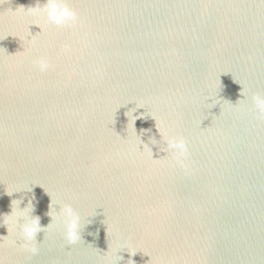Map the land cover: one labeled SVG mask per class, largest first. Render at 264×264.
Wrapping results in <instances>:
<instances>
[{
    "label": "water",
    "instance_id": "95a60500",
    "mask_svg": "<svg viewBox=\"0 0 264 264\" xmlns=\"http://www.w3.org/2000/svg\"><path fill=\"white\" fill-rule=\"evenodd\" d=\"M62 2L0 0V217L69 204L81 239L0 222V264H264V0Z\"/></svg>",
    "mask_w": 264,
    "mask_h": 264
},
{
    "label": "clouds",
    "instance_id": "9594fccd",
    "mask_svg": "<svg viewBox=\"0 0 264 264\" xmlns=\"http://www.w3.org/2000/svg\"><path fill=\"white\" fill-rule=\"evenodd\" d=\"M32 9L33 15H44L46 16L48 23L54 24L56 26L71 24L77 19L75 12L72 11L66 4H64L62 0H47V3L44 4V7L42 9H36V7ZM32 25L38 26L43 31V27L39 23H34ZM34 64H36L41 71H46L49 67L47 61H45L44 59L34 61ZM254 101L259 115L264 116V97L256 96L254 97ZM158 131L160 136L162 137V140L167 144L166 148L174 154L177 162H181L180 158L185 156L187 153L185 142L174 137L165 139V133L160 129H158ZM153 138L155 142L151 143V145L155 146L158 142L155 137ZM141 143L139 145L140 151ZM145 148L153 153L152 148L149 147L148 144L143 145V151L145 150ZM21 203L22 201L20 200H13L11 214L0 217V222H2L3 225L7 226L8 235L10 223L13 224L19 232V240L11 241V246H18L22 251H27L35 254L37 249L33 246V242L36 241L37 234L42 232L44 229L49 228L54 219H58L64 224L66 230L65 239L67 240L69 245H74L81 239L80 217L74 211L71 205L65 204L61 206V211L59 213H57L55 209L56 215L54 217L51 200V210L48 212V215L51 217V223L46 228H42L40 217L32 215V213L34 212V206L31 201H29L27 206L24 208L20 207ZM14 204L17 205L16 208L13 207ZM5 217H7L8 219H4ZM17 241H20L19 245L17 244ZM121 259H123V257H121Z\"/></svg>",
    "mask_w": 264,
    "mask_h": 264
}]
</instances>
